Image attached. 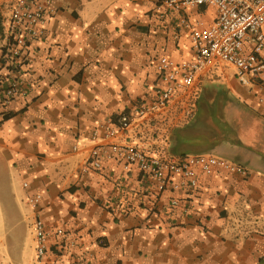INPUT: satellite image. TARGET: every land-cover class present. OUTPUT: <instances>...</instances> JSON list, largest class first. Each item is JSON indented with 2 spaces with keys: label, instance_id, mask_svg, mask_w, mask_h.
<instances>
[{
  "label": "crops",
  "instance_id": "1",
  "mask_svg": "<svg viewBox=\"0 0 264 264\" xmlns=\"http://www.w3.org/2000/svg\"><path fill=\"white\" fill-rule=\"evenodd\" d=\"M15 1L0 0V200L9 214L14 195L7 174L22 183L27 205L31 194H44L54 264H258L264 257V116L256 92L213 68L199 82L193 117L177 104L118 138L169 159L215 154L245 166L247 176L216 169L200 175L195 190L161 194L150 177L118 161L84 172L93 131L153 97L159 56L193 58L190 30L179 15L153 13L147 0H52L45 35L20 59L9 55L7 35ZM13 80L27 94L4 105L3 91ZM228 90L251 108L237 120V139L208 123L224 119ZM173 197L178 207L171 206ZM31 218L34 229L33 209ZM59 228L78 247L63 248ZM32 240L33 257L20 264H36L34 234Z\"/></svg>",
  "mask_w": 264,
  "mask_h": 264
},
{
  "label": "built area",
  "instance_id": "2",
  "mask_svg": "<svg viewBox=\"0 0 264 264\" xmlns=\"http://www.w3.org/2000/svg\"><path fill=\"white\" fill-rule=\"evenodd\" d=\"M157 15H179L180 25L190 30L193 58L175 59L161 54L156 63L158 83L153 97L123 111L93 131L94 146L84 172L102 168L105 161H118L125 170L137 168L150 177L161 194H178L199 187L200 175H211L216 169L247 176L249 170L215 154H189L169 159L152 154L118 138L140 121L159 116L174 105L182 106L187 117H193L201 78L213 68L229 65L235 69L238 82L255 91L257 104L264 116V0H147ZM55 13L52 0H16L7 19L9 55L26 59L32 41L41 39ZM170 46L169 48H171ZM26 95L27 87L13 80L3 91V103L9 105L17 95ZM77 149V148H76ZM26 187L29 183H24ZM44 194L29 196L35 213L37 264H54L50 234L42 215ZM171 206L180 200L172 198ZM63 248L78 247V240L57 230ZM94 253H90L93 259Z\"/></svg>",
  "mask_w": 264,
  "mask_h": 264
},
{
  "label": "rangeland",
  "instance_id": "3",
  "mask_svg": "<svg viewBox=\"0 0 264 264\" xmlns=\"http://www.w3.org/2000/svg\"><path fill=\"white\" fill-rule=\"evenodd\" d=\"M217 69L219 72L222 70L223 76L227 75V77H234L236 73L235 69L229 65L219 66ZM217 88L224 89V85L219 84ZM210 91L212 92L211 89ZM228 91V100L224 105V119L219 122L211 120L208 123L211 126L219 125L221 132L227 138L237 139L242 136L237 120L242 113L250 111L251 108L241 99L236 98L231 90ZM215 93L216 89L211 95H215ZM212 131L218 132L215 128ZM212 131L210 130V133L214 134ZM6 180L9 191L14 195V200H12V209H10L9 214L6 206L0 200V260L2 264H20L21 259L27 258L29 260L30 257H33L34 243L32 238L35 231L31 218L32 209L21 199L23 196L22 183L16 180L12 174H7ZM1 188L2 186H0V195L2 194ZM34 257V262L37 264L35 254Z\"/></svg>",
  "mask_w": 264,
  "mask_h": 264
},
{
  "label": "trees",
  "instance_id": "4",
  "mask_svg": "<svg viewBox=\"0 0 264 264\" xmlns=\"http://www.w3.org/2000/svg\"><path fill=\"white\" fill-rule=\"evenodd\" d=\"M2 25H1V19H0V33L2 32ZM258 264H264V257L260 259L259 263Z\"/></svg>",
  "mask_w": 264,
  "mask_h": 264
}]
</instances>
